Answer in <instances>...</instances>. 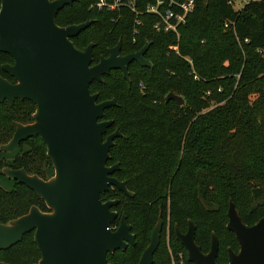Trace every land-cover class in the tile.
<instances>
[{"label": "trees", "instance_id": "1", "mask_svg": "<svg viewBox=\"0 0 264 264\" xmlns=\"http://www.w3.org/2000/svg\"><path fill=\"white\" fill-rule=\"evenodd\" d=\"M96 1L77 0L56 14L59 26L92 20L71 38L74 46L81 50L93 43L95 64L119 40L122 55L148 43L144 57L151 63V67L130 63L129 81L115 69L102 76V81L90 84L98 102L115 101L104 110L102 118L112 120L104 137L115 129L121 133L110 148L107 165L118 163L113 176L124 180L132 192L127 196L110 187L101 195L103 201H118L112 209L118 216H125L135 235L134 245L108 253L107 261L113 256L112 264H137L160 216L163 225L153 264H172V257L176 260L179 252L186 263L193 264L174 233V225L180 232L186 231V218L193 219L195 242L203 253L209 251L211 232L215 233L219 243L216 262L225 264L227 248L237 252L239 245L226 228L227 216L218 215V211L212 214L203 205L211 204L215 181L208 159L226 160L233 170L225 182L227 197L234 204L249 189L257 198L263 195L252 178L256 172L253 163L264 166V111L256 119V111L264 108V0L248 1L238 10L231 0H194L192 11L178 25L177 32L154 29L158 17L145 11V5L152 0H135L136 12L125 5L114 10L91 8ZM240 41L243 56L235 48ZM11 62L10 55L0 52V75L10 82L14 79L1 66ZM168 93L182 97L183 103L166 101ZM213 102L222 106L211 108ZM34 111L35 104L28 100H16L11 106L0 103V145L11 138L15 122H32ZM218 133L223 139L214 138ZM22 143L29 147L10 163L0 160V168H23L46 180V167L52 162L45 145L38 137ZM236 149L250 150L252 161H241L237 156L228 163ZM11 181L13 187L9 190L0 185V223L26 214L32 206L50 211L34 191ZM238 213L245 224L252 225L264 216V202ZM111 226L116 228L118 219ZM40 258L32 231L18 243L0 250V262L9 264H36Z\"/></svg>", "mask_w": 264, "mask_h": 264}, {"label": "water", "instance_id": "2", "mask_svg": "<svg viewBox=\"0 0 264 264\" xmlns=\"http://www.w3.org/2000/svg\"><path fill=\"white\" fill-rule=\"evenodd\" d=\"M74 1L77 0H0V52L13 59L12 64H3L2 70L16 81L10 83L0 76V103L11 106L15 99H21L36 106L33 122H15L11 138L0 145V151L10 152L20 142L38 136L54 168V176L45 180L23 168L3 167L7 178L34 191L50 211L42 212L32 206L26 214L0 223V250L18 243L32 231L41 254L36 264H110L108 253L135 243L124 215L115 229L111 227L117 217L112 207L118 201L101 199L110 187L127 196H132V192L124 180L113 176L118 163L107 165L110 148L121 133L115 129L104 137L112 120L102 118L104 110L115 105V101L98 102L90 84L102 81V76L115 69L129 81L128 65L132 61L151 67L144 57L148 43L135 52L120 55L119 40L108 49L107 57L92 64L94 44L80 50L71 41L92 20L67 26L55 21L58 11ZM168 100L183 103L182 97L173 93L166 95ZM227 218L226 228L235 235L239 249L235 252L227 248L225 264H264V216L247 225L230 202ZM162 225L159 216L137 264H153ZM174 233L190 263L218 264L219 243L213 232L207 253L195 242L191 220L185 233L177 225Z\"/></svg>", "mask_w": 264, "mask_h": 264}, {"label": "rangeland", "instance_id": "3", "mask_svg": "<svg viewBox=\"0 0 264 264\" xmlns=\"http://www.w3.org/2000/svg\"><path fill=\"white\" fill-rule=\"evenodd\" d=\"M248 1H251V0H231L232 5H233L235 10L241 9L244 6V4H246ZM238 46H240V47H238ZM238 46H235V48L238 49L240 51L238 53L243 56V53H242L243 49L241 48V41L238 43ZM237 76H238V74H236V77ZM220 106H222V103L219 104V103L213 102V103H211L210 107L217 109V108H220ZM263 111H264L263 107H260V109L258 111H256V113L258 114L256 116V119H257V117L259 118L260 113H262ZM251 119H253V115H250V120ZM218 121H220V123H223L224 119H219ZM229 132L230 131L228 130L227 134ZM208 137H210L209 134H208ZM214 138L215 139L218 138L219 140H221V139H223V136H221V134L218 133V134L214 135ZM28 147H29L28 143H22L15 150H12L10 152H1L0 153L1 162L2 163H10L16 154L26 150ZM237 156H239L241 161L247 160L250 163V160L252 161L251 157L253 155H251L250 150L248 152H245V149H241V150L236 149L235 155L232 156V158L228 161V163L230 161H234ZM221 158H223V155H221ZM215 161H216L215 157H211L208 159V162H210L209 172L215 173V181H214V184L212 186V192H211V195H212V199L210 202L211 204H207L204 202L203 205L212 214H214L218 211V215L227 216V210L229 207V203L232 201L229 200V198L227 197L228 190H227L225 178H228V176H230V173H233V170H231V168L225 164L226 160H219L218 162H215ZM213 162H215V163L213 164ZM253 164H254L253 166L255 167L256 172L253 175V178H252L253 182L252 183H255L256 186L259 185L258 187H260L264 192V166H260V164H258V163H253ZM2 169H3V167L0 168V185L3 188L9 190L13 187V182L2 173ZM46 171H47V179H50L54 176V168H53L52 164L50 167H46ZM242 181H243V179H242ZM251 191H252L251 189L247 190L242 195L241 199L239 201H237V203L234 204V202H232L237 211H239L240 209H247L248 207H250L251 205H254L257 202L258 203L264 202V193L262 196L257 198V197H255L254 193ZM187 208L190 212L192 211L190 206H187ZM218 219H219V217H218ZM189 220L192 221L193 219L192 218H186L185 221H186L187 225H188ZM227 221H228V218L226 217V223H227ZM112 261H113V256L109 258L108 262L112 264Z\"/></svg>", "mask_w": 264, "mask_h": 264}, {"label": "built area", "instance_id": "4", "mask_svg": "<svg viewBox=\"0 0 264 264\" xmlns=\"http://www.w3.org/2000/svg\"><path fill=\"white\" fill-rule=\"evenodd\" d=\"M120 5H125L136 12L135 0H97L90 7L114 10ZM193 5L194 0H152L145 5V11L158 17V21L154 24L156 31L177 32L178 25L185 22V17L192 11ZM227 25L228 23L225 24ZM176 257V260L172 257V264H189L184 261L182 253L179 252Z\"/></svg>", "mask_w": 264, "mask_h": 264}, {"label": "flooded vegetation", "instance_id": "5", "mask_svg": "<svg viewBox=\"0 0 264 264\" xmlns=\"http://www.w3.org/2000/svg\"><path fill=\"white\" fill-rule=\"evenodd\" d=\"M119 54L122 55V54L120 53V51H119ZM107 56H108V54H107ZM107 56H105V57H107ZM11 59H12V58H11ZM132 62H135V61H132ZM132 62H130V63H132ZM12 63H13V59H12V62H11V63H4V64H12ZM130 63H129V64H130ZM2 65H3V64H2ZM128 66H129V65H128ZM1 67H2V66H1ZM5 73H6V72H5ZM0 76H1V75H0ZM1 77H2V76H1ZM3 78H4V77H3ZM12 78H13V77H12ZM5 79H6V78H5ZM13 79H14V78H13ZM9 82H10V81H9ZM15 82H16V81H15V79H14V80H13L12 82H10V83H15ZM16 100H21V99H15L14 102H15ZM14 102H13V103H14ZM35 109H36V106H35ZM34 112H35V111H34ZM32 115H33V114H32ZM32 122H33V120H32ZM32 122H29V123H32ZM21 124H22V123H21ZM26 124H28V123H26ZM36 137H38V136H36ZM32 138H34V137H32ZM38 138H39V137H38ZM26 140H27V139H26ZM26 140H25V141H26ZM22 142H24V141H22ZM22 142H20V143H22ZM19 145H20V144H19ZM19 145H18V146H19ZM18 146H17V147H18ZM110 200H114V199H110ZM112 210H113V209H112ZM114 211H115V210H114ZM116 213H117V212H116ZM121 216H122V215H121ZM121 216H118V213H117V217H116V219H118V224H119V220H120V217H121ZM116 219H115V220H116ZM125 220H126V219H125ZM113 222H114V221H113ZM113 222H112V223H113ZM112 223H111V224H112ZM126 223H127V222H126ZM127 224H128V223H127ZM129 225H130V224H129ZM111 227H112V226H111ZM112 229H115V228H112ZM131 233H132V231H131ZM184 233H185V232H184ZM133 234H134V233H133ZM134 236H135V235H134ZM129 245H131V244H128L127 247H128ZM127 247H126V248H127ZM235 252H236V251H235Z\"/></svg>", "mask_w": 264, "mask_h": 264}]
</instances>
